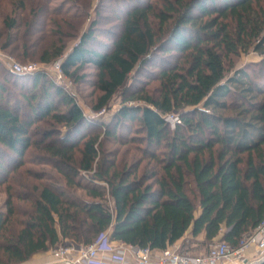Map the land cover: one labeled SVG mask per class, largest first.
<instances>
[{
    "label": "trees",
    "instance_id": "1",
    "mask_svg": "<svg viewBox=\"0 0 264 264\" xmlns=\"http://www.w3.org/2000/svg\"><path fill=\"white\" fill-rule=\"evenodd\" d=\"M114 4L119 27L110 40L100 49L90 48L86 43L96 36L88 31L59 67L72 80L81 79L78 71L85 65L95 68L93 82L100 94L93 111L121 89L120 108L99 125L107 137L119 138L116 129L132 123L148 148L144 155L155 158L159 172L146 177L136 174L138 164L118 167L114 154L101 152L98 136L88 131L81 135L84 140H71L89 119L45 73L34 74L30 95L23 96L27 116L4 97L0 84V146L9 152L10 162L16 161L14 168L32 143L34 119L53 115L64 130L55 146H44L46 158L65 186L97 199L81 200L41 184L33 212L1 246L10 262L58 244L86 245L104 231L112 241L155 249L172 245L188 229L192 237L203 232L204 244L222 233L219 238L235 248L264 218V0ZM249 52L258 59L234 68L230 59ZM62 54V48L45 49L40 62ZM133 71L159 82L153 93L141 86L126 93L124 84ZM50 90L66 105L65 112L57 110ZM168 114L178 117L172 128ZM4 160L0 157L2 173ZM81 172L89 173L91 181H82ZM12 214L11 209L0 214V237Z\"/></svg>",
    "mask_w": 264,
    "mask_h": 264
},
{
    "label": "rangeland",
    "instance_id": "2",
    "mask_svg": "<svg viewBox=\"0 0 264 264\" xmlns=\"http://www.w3.org/2000/svg\"><path fill=\"white\" fill-rule=\"evenodd\" d=\"M149 1L158 7L163 2V0ZM114 2L115 0H0V84L5 89L4 97L10 99L11 105L24 110V115L27 116L29 104L24 98L27 94L30 95L33 76L38 72L45 73L75 100L85 117L89 119L80 127L82 130L71 135L70 139L84 140L85 136L81 135L86 131L97 135L101 152L114 154L118 167L138 164L136 174L138 176L145 174L149 177L154 172H159V164L155 158L144 155L148 148L136 137L133 124L129 123L123 129L117 128L115 134L119 138L107 137L106 129L99 125L102 122H109L120 108L123 98L121 89L114 93L104 108L100 111H93L92 106L100 94L93 82L95 68L92 65H85L78 71L81 79L72 80L65 76L59 67V63L73 47L84 42L88 31H93L96 36L95 39L92 37L87 41L86 45L90 48L100 49L106 39L110 40L111 34L119 27V23L113 17L116 11ZM116 3L121 6V1ZM52 47L62 48V56L48 63L40 62L43 50ZM257 59L256 53L249 52L232 57L230 62L233 63L234 68H239ZM10 66H19L22 71H12ZM145 76L143 71L139 73L133 71L124 84V87H129L126 93L128 94L139 86L153 93L159 82ZM35 92L38 94L37 90L31 96ZM50 96L58 104L57 110L65 112L66 105L56 96L54 90H50ZM133 103L142 102L135 100ZM176 117V114L170 115L169 119L172 121ZM170 121L168 122L172 128L173 121ZM113 122L110 125H113ZM60 130H64V127L55 121L53 115L35 118L29 128L32 143L26 149L18 168H14L16 161L10 162L7 158L9 152L0 146V157L8 161L3 162L6 166V173L0 171V214L8 213L10 209L13 212L0 237V261L3 262L1 264H6V262L7 264H38L41 258L48 256L52 258L51 250L56 246L50 247L47 251L37 252L21 262L6 260L1 249L2 244L9 241V237L20 229L21 222L33 212V199L41 184L47 183L59 187L68 195L81 200H97L88 196L81 188L65 186V179L54 167L52 161L46 158L44 146H55L61 134ZM161 152H163L162 149L157 151L159 157H161ZM88 174L81 172L79 176L82 177V181H91ZM95 182L103 183L98 180ZM192 198L197 207L198 198L195 195H192ZM189 235L190 233L186 232L182 241H179L180 250L189 253H200L207 250L209 244L197 242L195 238L188 237ZM218 240L221 238H215L211 243ZM224 264H231V262Z\"/></svg>",
    "mask_w": 264,
    "mask_h": 264
},
{
    "label": "built area",
    "instance_id": "3",
    "mask_svg": "<svg viewBox=\"0 0 264 264\" xmlns=\"http://www.w3.org/2000/svg\"><path fill=\"white\" fill-rule=\"evenodd\" d=\"M9 68L22 71L19 66ZM169 116L165 117L167 121ZM177 118L170 121L172 127ZM250 247H254V254L248 253ZM51 256V261L42 264H259L264 261V218L235 248L224 240L209 243L207 250L200 253H189L173 244L164 249L138 247L112 241L108 231H104L86 245H57L51 250Z\"/></svg>",
    "mask_w": 264,
    "mask_h": 264
},
{
    "label": "crops",
    "instance_id": "4",
    "mask_svg": "<svg viewBox=\"0 0 264 264\" xmlns=\"http://www.w3.org/2000/svg\"><path fill=\"white\" fill-rule=\"evenodd\" d=\"M198 210H199V209H198ZM186 232H189V233H190V235H189L188 237L191 236V238H193V239L195 238V240H196L197 242H202L203 239H204V233H203V232L200 233L199 235H197L196 237H192V234H191V230H190V229H188ZM186 232H185V233H186ZM221 234H222V233H220L216 238H219V237L221 236ZM184 235H185V234H184ZM183 237H184V236H183ZM183 237L180 238L179 240H177L175 243H173V245H174V246L179 245V244H180L179 241H182ZM248 253H249L250 255H251V254H254V253H255V249H254V247H250ZM44 258H45V257H44ZM44 258H41L40 261L38 262V264H39V263L42 264V263L49 262V261L52 260V258H51L50 256L46 257L45 259H44Z\"/></svg>",
    "mask_w": 264,
    "mask_h": 264
},
{
    "label": "bare ground",
    "instance_id": "5",
    "mask_svg": "<svg viewBox=\"0 0 264 264\" xmlns=\"http://www.w3.org/2000/svg\"><path fill=\"white\" fill-rule=\"evenodd\" d=\"M234 263V262H233Z\"/></svg>",
    "mask_w": 264,
    "mask_h": 264
}]
</instances>
